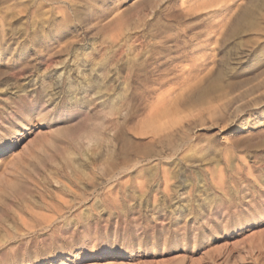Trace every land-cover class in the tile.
Masks as SVG:
<instances>
[{
    "label": "rangeland",
    "instance_id": "rangeland-1",
    "mask_svg": "<svg viewBox=\"0 0 264 264\" xmlns=\"http://www.w3.org/2000/svg\"><path fill=\"white\" fill-rule=\"evenodd\" d=\"M11 132L0 264H264V0H0Z\"/></svg>",
    "mask_w": 264,
    "mask_h": 264
},
{
    "label": "bare ground",
    "instance_id": "bare-ground-1",
    "mask_svg": "<svg viewBox=\"0 0 264 264\" xmlns=\"http://www.w3.org/2000/svg\"><path fill=\"white\" fill-rule=\"evenodd\" d=\"M259 6V5H258ZM262 8V7H261ZM258 9V8H257ZM251 10H254V9H252L251 8ZM250 10V11H251ZM250 11H249V13H250ZM256 11V10H255ZM257 11H260V10H257ZM256 13H258V12H256ZM253 14H255V13H253ZM259 14V13H258ZM256 15V14H255ZM256 18H258V17H256ZM84 61H88L87 59H85ZM239 63V62H238ZM24 73V72H23ZM69 78L70 79H72L71 78V76H69ZM46 82V81H45ZM59 83V82H58ZM46 84H47V82H46ZM45 84V85H46ZM45 85H44V89L45 90H48L49 89V87H45ZM53 95V94H52ZM47 102V101H46ZM23 104H21V106H22ZM27 108H28V110H30V106H27ZM32 109V108H31ZM111 110L113 111V110H115V107L114 106H112L111 107ZM22 114H24L23 112H22ZM30 115H31V113L29 112V111H26V116L27 117H25L26 119L28 118V117H30ZM23 116H25V114L23 115ZM16 117V116H15ZM25 127V126H24ZM25 129V128H24ZM21 130H22V128H21ZM24 131V130H23ZM23 131H22V133H23ZM90 131L93 133V134H95L96 136H97V139H98V141H106V138H105V134H104V132H103V130L101 129V126H94V127H92V128H90ZM16 136H15V138L13 139V142H15V141H19L20 140V137L22 136L20 133H21V131L19 132V133H17L16 134V130H14V131H12ZM9 133V135L8 136H6V137H4V136H0V153H3L2 152V149H4L5 148V146H3L2 145V142H6L7 141V144H12L11 142H10V139H9V137L12 135H14L13 133ZM90 132V134H91V136H92V133ZM24 134H28L27 132H25ZM11 145H9V147H10ZM8 147V148H9ZM68 152V151H67ZM68 155H69V152L67 153ZM66 154V155H67ZM246 157V156H245ZM245 157H243L244 159H245ZM76 160H72V162H74V163H76L75 162ZM245 161H246V159H245ZM12 181V180H11ZM15 182V181H14ZM11 183V184H9V183H6V184H4L3 186H1L0 187V193H2V195H0V205H3L6 201H7V199H8V197H7V192H9V191H13V190H22V191H28V182L26 181V180H23V179H20L18 182H16V183ZM17 190H16V192H17ZM22 193V192H21ZM23 195L25 194V192H23L22 193ZM8 201H9V199H8ZM8 203V202H7ZM0 210H1V208H0Z\"/></svg>",
    "mask_w": 264,
    "mask_h": 264
}]
</instances>
